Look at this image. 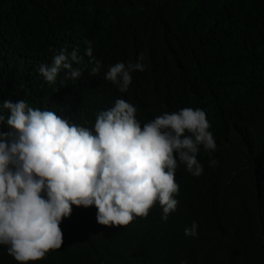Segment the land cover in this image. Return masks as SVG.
I'll return each instance as SVG.
<instances>
[{"label": "trees", "instance_id": "1", "mask_svg": "<svg viewBox=\"0 0 264 264\" xmlns=\"http://www.w3.org/2000/svg\"><path fill=\"white\" fill-rule=\"evenodd\" d=\"M85 41L100 72L89 65L69 79L62 70L49 84L39 66L64 46L78 45L87 62ZM141 53L146 68L132 73L127 95L140 97L142 116L202 109L217 144L206 159L220 155L218 166L209 167L201 146L200 177L183 164L176 170L189 227L196 222L202 241L224 251V264H264V0H0V103L24 100L94 130L119 94L105 79L109 67ZM97 211L73 205L60 225L62 247L29 264H139L193 250L185 229H175L179 242L157 223L158 210L120 227L99 224ZM0 264H18L3 245Z\"/></svg>", "mask_w": 264, "mask_h": 264}, {"label": "clouds", "instance_id": "2", "mask_svg": "<svg viewBox=\"0 0 264 264\" xmlns=\"http://www.w3.org/2000/svg\"><path fill=\"white\" fill-rule=\"evenodd\" d=\"M85 43L87 62L78 45L71 51L64 46L51 65L39 66L43 78L54 84L64 70L67 78L78 79L89 65L97 75L101 62L93 55L92 42ZM144 59L141 53L136 62L109 67L105 79L119 94L97 114L94 130L24 100L0 103V245L18 264L43 260L62 247L60 225L73 205L95 206L97 222L108 227L128 226L153 208L159 211L157 223L172 238L183 240L176 228L192 237L190 254L183 253L185 248L172 250L148 255L139 264H224V251L211 240L202 241L196 222L189 227L186 214L191 211L180 208L186 190L181 193L175 180L179 164L194 177L204 173L198 159L201 146L209 167L219 165L220 155L206 159L217 150L211 123L204 110L191 107L144 118L140 97L127 95L132 73L145 71Z\"/></svg>", "mask_w": 264, "mask_h": 264}]
</instances>
